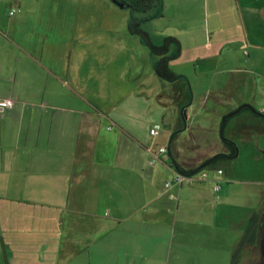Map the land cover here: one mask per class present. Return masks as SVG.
Returning a JSON list of instances; mask_svg holds the SVG:
<instances>
[{
    "label": "crops",
    "instance_id": "obj_1",
    "mask_svg": "<svg viewBox=\"0 0 264 264\" xmlns=\"http://www.w3.org/2000/svg\"><path fill=\"white\" fill-rule=\"evenodd\" d=\"M162 2L144 29L153 43L170 36L180 49L169 63L178 79L162 95L175 106L174 115L164 118L171 136L168 146L156 149L154 138L140 136L141 123L122 110L131 92L126 89L145 69L132 78V70L120 65L124 73L114 75L116 83L109 82L96 100L94 92L89 96L87 87L79 86L87 69L80 66L78 40L53 26L70 21L55 17L62 0L51 1L47 13L45 0H0V100L13 101L11 108L0 107V264L14 261L15 245L24 250L15 257L20 264H35L30 243L19 238L32 229L13 222L15 212L42 218L46 237L39 254L45 264L54 256L57 264L76 261L93 249L116 259L99 264H193L202 260L198 249L212 238L207 224L218 212L219 228H228L232 242L226 261L247 264L262 258L264 187L240 196L236 185L264 183L225 174L221 167L236 158L210 168L221 169V175L199 168L195 179L182 185L174 176L175 165L197 169L226 151L221 126L231 114L225 135L264 147V0ZM107 5L120 8L111 0L99 2L108 10ZM14 7L20 12L11 16ZM100 28L106 33L102 38L117 40L112 26L103 22ZM96 37L93 26L83 40L94 44ZM119 49L128 53L124 38ZM173 50L176 54L177 47ZM74 51L78 62H67ZM150 61L154 72L156 58ZM141 62L133 54L131 63ZM244 106L247 111L234 116ZM152 129L147 135H160L157 129L152 135ZM217 146L219 152H211ZM198 151L201 158L189 161ZM202 172L206 178L201 180ZM217 179L220 193L214 191ZM38 204L42 207H32ZM255 212L261 215L258 228L243 241Z\"/></svg>",
    "mask_w": 264,
    "mask_h": 264
},
{
    "label": "rangeland",
    "instance_id": "obj_2",
    "mask_svg": "<svg viewBox=\"0 0 264 264\" xmlns=\"http://www.w3.org/2000/svg\"><path fill=\"white\" fill-rule=\"evenodd\" d=\"M45 1L48 2V5L45 8H42V11L47 13L50 11L52 4L51 1L59 0ZM99 2H101V0H62L61 7L57 9L55 13V17L57 18H70L68 23L61 25L54 24L53 26L60 28L63 33L72 35V39H77L78 44L76 46H79L81 49V55L83 57L80 59V66L82 69H87V74L79 75V86L87 87V94L89 96H92L94 92L95 99L98 100L100 92L109 82H111L112 85L116 83L114 75L121 77L124 73L125 69L120 67V65L127 66L129 71L132 70V78H136L141 74L140 70L145 69L143 70V74L135 80V83L126 89V93L130 90L131 92L128 97L127 105L125 101L122 110L125 112V115L129 116L130 121L133 118L141 123L140 136L146 140H152L154 138L157 142V144H155L156 149L161 148L163 144L168 146L171 135L165 131L164 118L168 121L174 115L175 106L170 103V98L168 96L162 95L167 89L166 86H171L172 83L163 81L156 71L153 72L151 70L153 65L150 61L152 56L149 46L145 45L139 37L134 35L129 29V23L132 17L141 16V13H133L129 8L121 9V7L119 8L111 5H107V10L100 7ZM110 11H112V13ZM17 13L13 15H16ZM76 16L79 17L78 23H75ZM103 22L105 23L106 28L112 26L114 31L113 36H115L117 40L102 38L103 34H106L105 32H102V29L100 28ZM93 26L97 37L94 44L86 43L83 39L90 34L91 27ZM123 38L128 45L127 54L119 49V45ZM133 54L144 59V62H141L140 64H132ZM109 57L113 58L110 63L108 62ZM146 60H148L147 63H149L148 67H146ZM67 62H78V57L75 51L68 55ZM83 107L86 108V105H79L80 109ZM151 128L157 129L160 132V135L155 137L147 135V130H150ZM236 143L238 145V157L229 166H223L221 169L225 171V174L233 175L236 179L249 178L264 183V147H257L254 142H248L245 145L241 139H237ZM218 148V146L214 147L211 152H219ZM202 155L203 152H192L190 153V156H192L193 159H190L189 161H197V158L199 160ZM203 170L208 174H217L216 169ZM115 173L116 175L119 174L117 172ZM255 187L262 188L264 187V184H256L254 187L245 184L236 185L240 196L246 193L248 189H254ZM257 193L258 192L255 191V195ZM170 194H173L176 200L177 195L174 192H171ZM220 195L221 194L216 195L213 192L212 197L219 198ZM256 202L257 199H255V204ZM36 206L42 207L40 204L32 207L36 208ZM215 207L218 208L217 205H215ZM248 207H252V205H248ZM62 209H65V207ZM30 211H32V213L36 212L32 209H30ZM12 221L21 223L25 225L24 227H31V232L27 230V232L20 234L19 238L22 242L27 241V243H30L26 245L29 253L36 255V260H34L35 264H45L42 263V260L44 259H42L39 254V248L41 247L42 249V240L46 237V233L42 231V218L39 216L32 217L25 215V213L15 212ZM220 221L221 218L219 217L218 212L214 223L207 224L208 227H211V231L213 232L212 238L207 241V244L203 243V245L199 247L198 251L202 253L200 254L202 260L198 259V262L193 264H230L226 261V256L228 255L227 251H230L231 247L229 246L230 243L232 245V242L230 238L228 239V228L223 224L221 225V228H219ZM8 236H6V239H8ZM12 253L14 261L11 260L10 264H20L15 257L22 256L24 250L15 245ZM30 259L32 263H34L33 257ZM52 259V263L47 264H57V257L54 256ZM114 260H116L115 257L107 258L100 251L93 249L91 251V256L89 254L87 255V251H85L83 256L76 261L63 264H99L112 262ZM242 261L243 260L241 259L234 264H242ZM259 261L260 258L255 259L256 263L253 264H260ZM183 264L189 263L185 261Z\"/></svg>",
    "mask_w": 264,
    "mask_h": 264
},
{
    "label": "trees",
    "instance_id": "obj_3",
    "mask_svg": "<svg viewBox=\"0 0 264 264\" xmlns=\"http://www.w3.org/2000/svg\"><path fill=\"white\" fill-rule=\"evenodd\" d=\"M123 3L124 7L129 8L133 13H141V16H133L129 23L130 31L139 37V39L148 45L151 51V56L156 58V72L166 82L174 83L178 79V75L171 69L169 63L179 53V42L174 37H166L161 44L153 43L149 32L143 28V24L158 14L162 9V0H118ZM177 47L176 54H174ZM247 111V107H242L236 114ZM230 116H233L232 114ZM224 117L222 124L221 135L226 146L225 152L216 153L213 156L206 158L197 169H184L181 166L175 165L177 172L187 176L195 174L199 168H215L216 166L228 165L238 156V145L234 139L228 138L225 135L228 117ZM246 124V123H245ZM176 163V162H175ZM261 215L255 212L248 220L246 231L243 236V241H246L245 236L251 235L258 228ZM234 264V263H233Z\"/></svg>",
    "mask_w": 264,
    "mask_h": 264
},
{
    "label": "built area",
    "instance_id": "obj_4",
    "mask_svg": "<svg viewBox=\"0 0 264 264\" xmlns=\"http://www.w3.org/2000/svg\"><path fill=\"white\" fill-rule=\"evenodd\" d=\"M19 11H20V8L19 7H16V8L14 7V8H12L10 10V15H13V14L19 12ZM12 105H13V101L11 99H3V100H0V107H2V108H11ZM151 134L152 135H156L157 134V131L155 129H152L151 130ZM166 151H167L166 148L161 149V152L163 154H165ZM156 161H157V157H155L152 162H156ZM221 174H222V170L219 169L217 171V175H221ZM199 177H200L201 180L202 179H205L206 178V174L204 172H202ZM194 179H195V175H187V176H185V175H183V174H181L179 172H177V174L175 176V182L177 184H180V185H182L183 182H191ZM214 182H215V184H214V191L216 193L217 192H220L222 190V188H223V185H222L221 180L217 179ZM171 184H172V182L171 181H168L166 183V187H169Z\"/></svg>",
    "mask_w": 264,
    "mask_h": 264
},
{
    "label": "water",
    "instance_id": "obj_5",
    "mask_svg": "<svg viewBox=\"0 0 264 264\" xmlns=\"http://www.w3.org/2000/svg\"><path fill=\"white\" fill-rule=\"evenodd\" d=\"M114 3L118 4L120 7H124L123 3L119 2L118 0H112ZM260 253L262 258L264 259V233L261 237L260 240V245H259Z\"/></svg>",
    "mask_w": 264,
    "mask_h": 264
},
{
    "label": "flooded vegetation",
    "instance_id": "obj_6",
    "mask_svg": "<svg viewBox=\"0 0 264 264\" xmlns=\"http://www.w3.org/2000/svg\"><path fill=\"white\" fill-rule=\"evenodd\" d=\"M253 263H256V262H249V263H247V264H253ZM259 263H260V264H264V259L261 258L260 261H259Z\"/></svg>",
    "mask_w": 264,
    "mask_h": 264
}]
</instances>
